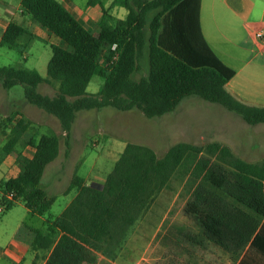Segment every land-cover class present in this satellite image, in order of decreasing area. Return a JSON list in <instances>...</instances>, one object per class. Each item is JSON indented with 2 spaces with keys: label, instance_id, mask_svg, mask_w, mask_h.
Returning a JSON list of instances; mask_svg holds the SVG:
<instances>
[{
  "label": "trees",
  "instance_id": "16d2710c",
  "mask_svg": "<svg viewBox=\"0 0 264 264\" xmlns=\"http://www.w3.org/2000/svg\"><path fill=\"white\" fill-rule=\"evenodd\" d=\"M111 5L125 7L126 16L116 18L102 6L94 34L58 0H20L22 12L67 47L50 43L47 77L34 68L0 65V83L7 89L22 84L27 102L58 119L65 144L79 110L136 108L151 118L173 111L188 95L219 103L249 124L264 123L263 106L246 104L227 91L225 84L235 71L204 39L199 0H112ZM22 33L35 36L10 21L0 46H19ZM143 66L145 73L136 78ZM94 75L103 77V83L89 93ZM42 82L57 83L56 93L40 92ZM13 116L0 119L4 124L13 121L8 131L1 130L6 136L2 151L9 154L18 144L33 151L18 159L16 175L0 181V216L17 200L45 215L56 196L40 182L45 167L59 154V137L40 133L39 124L26 117L15 121ZM174 179L186 180L191 188L184 211L199 231L181 236L192 247L212 243L234 258L242 255L238 264H264V157L246 160L220 141H178L162 156L148 145L127 142L97 187L75 171L64 190L74 189L75 194L62 211L46 217L44 229L25 230L31 247L48 250L43 264H94L98 254L114 260L133 225ZM39 257L36 253L31 264Z\"/></svg>",
  "mask_w": 264,
  "mask_h": 264
},
{
  "label": "rangeland",
  "instance_id": "374dc122",
  "mask_svg": "<svg viewBox=\"0 0 264 264\" xmlns=\"http://www.w3.org/2000/svg\"><path fill=\"white\" fill-rule=\"evenodd\" d=\"M12 3L15 5L17 1L12 0ZM0 9H3L2 5ZM50 56V42L40 35L34 36L25 47L0 46V65L34 68L43 77H47ZM145 71L143 66L135 77ZM102 83L103 77L94 75L87 85V92L96 93ZM57 85L42 82L38 90L53 95ZM16 111L39 124L40 133H54L59 137V154L46 166L40 182V186L56 199L45 215L29 211L22 200H17L0 216V264H29L30 252L22 263H16L2 248H11L8 242L12 238L22 237L30 241L25 231L27 227L44 229L45 218H52L62 211L75 192L72 189L64 193L75 171L90 185L99 186L127 142L148 145L162 156L178 141L196 144L220 141L237 145L234 152L246 160L258 161L264 157V123L249 124L223 105L198 95H188L173 111L151 118L136 108L119 110L103 106L79 110L70 130L68 145L58 119L27 102L22 84L7 89L0 83V119L12 113L16 120ZM12 124L13 121L8 124L0 121V181L17 173L18 159L31 156L33 151L23 144L15 146L9 154L2 151L6 136L1 130L6 127L4 130L8 131ZM253 141L259 147L250 148ZM190 189L186 180L174 179L169 187L157 194L150 208L133 225L118 256L113 260L98 254L94 264H233L232 255L220 247L212 243L202 248L192 247L181 236V232L199 231L197 222L184 211ZM39 252L37 264H42V257L48 250Z\"/></svg>",
  "mask_w": 264,
  "mask_h": 264
},
{
  "label": "crops",
  "instance_id": "0c3cea01",
  "mask_svg": "<svg viewBox=\"0 0 264 264\" xmlns=\"http://www.w3.org/2000/svg\"><path fill=\"white\" fill-rule=\"evenodd\" d=\"M16 1L15 5L12 0L0 1V5L3 6V9H0L1 34L10 21H15L35 36L40 35L50 43L67 46L49 29L23 13L20 0ZM58 1L74 13L79 21L94 34L98 31L102 6L116 18H124L127 14L125 7L112 6V0H92L91 3L89 0L86 2L84 0ZM199 24L203 37L213 52L235 71L225 84L227 91L246 104L264 107V49L251 31L264 29V0H199ZM31 39L30 34L22 33L17 37V42L21 46H26ZM16 117L18 120L25 116L20 113ZM250 143V148L259 147L256 141ZM229 146L233 152L237 148V145L233 143ZM30 242L31 240L22 237L12 238L8 242L11 248H2V251L10 255L16 263H22L26 254L30 252L29 264H31L35 254L40 252L32 250ZM241 256L234 258L232 255L233 264H238ZM43 262L42 260V264Z\"/></svg>",
  "mask_w": 264,
  "mask_h": 264
},
{
  "label": "built area",
  "instance_id": "2783aa9c",
  "mask_svg": "<svg viewBox=\"0 0 264 264\" xmlns=\"http://www.w3.org/2000/svg\"><path fill=\"white\" fill-rule=\"evenodd\" d=\"M251 29V28H250ZM252 34L255 36V38L258 39V41L261 43L262 48L264 49V29H252ZM116 47V44L112 45V48L114 49ZM9 197L12 196V193L10 192Z\"/></svg>",
  "mask_w": 264,
  "mask_h": 264
}]
</instances>
